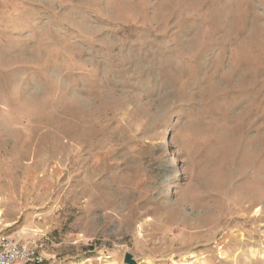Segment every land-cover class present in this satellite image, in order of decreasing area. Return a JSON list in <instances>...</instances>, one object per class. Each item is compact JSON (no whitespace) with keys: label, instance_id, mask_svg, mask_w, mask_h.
I'll return each instance as SVG.
<instances>
[{"label":"rangeland","instance_id":"rangeland-1","mask_svg":"<svg viewBox=\"0 0 264 264\" xmlns=\"http://www.w3.org/2000/svg\"><path fill=\"white\" fill-rule=\"evenodd\" d=\"M0 196L44 264H264V0H0Z\"/></svg>","mask_w":264,"mask_h":264},{"label":"built area","instance_id":"built-area-1","mask_svg":"<svg viewBox=\"0 0 264 264\" xmlns=\"http://www.w3.org/2000/svg\"><path fill=\"white\" fill-rule=\"evenodd\" d=\"M45 260L35 243L0 235V264H44Z\"/></svg>","mask_w":264,"mask_h":264},{"label":"bare ground","instance_id":"bare-ground-1","mask_svg":"<svg viewBox=\"0 0 264 264\" xmlns=\"http://www.w3.org/2000/svg\"><path fill=\"white\" fill-rule=\"evenodd\" d=\"M3 205H4V198L0 196V227L3 226V222H2V219H1V217L3 215V210H2ZM8 225H9V223L5 224L3 227H6ZM258 253H259L258 250L254 249V248L250 249L251 257L256 256V254H258Z\"/></svg>","mask_w":264,"mask_h":264},{"label":"water","instance_id":"water-1","mask_svg":"<svg viewBox=\"0 0 264 264\" xmlns=\"http://www.w3.org/2000/svg\"><path fill=\"white\" fill-rule=\"evenodd\" d=\"M124 262H125L126 264H136V261L134 260L133 256H132L131 254H129V253H127V254L125 255Z\"/></svg>","mask_w":264,"mask_h":264}]
</instances>
